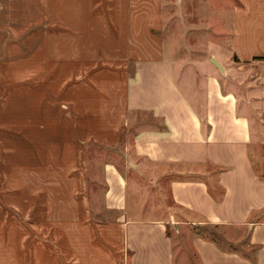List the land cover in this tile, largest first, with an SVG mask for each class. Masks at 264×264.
<instances>
[{"label":"crops","instance_id":"0c3cea01","mask_svg":"<svg viewBox=\"0 0 264 264\" xmlns=\"http://www.w3.org/2000/svg\"><path fill=\"white\" fill-rule=\"evenodd\" d=\"M227 17L225 59H185L155 0H0L3 241L117 231L111 264H177L187 224L195 264H264V0Z\"/></svg>","mask_w":264,"mask_h":264},{"label":"rangeland","instance_id":"374dc122","mask_svg":"<svg viewBox=\"0 0 264 264\" xmlns=\"http://www.w3.org/2000/svg\"><path fill=\"white\" fill-rule=\"evenodd\" d=\"M163 12L165 23L154 29V34L159 41L167 44L171 53L181 58L209 57L219 55L223 60L227 54V27L228 8L231 0H155ZM210 45L216 49L210 50ZM132 180H129L130 185ZM140 188L145 191L146 180L138 179ZM131 189V188H130ZM145 196V193L143 194ZM162 210L156 212H143L145 217L162 216ZM15 217V216H13ZM111 214L102 216V219H111ZM14 219V218H13ZM17 220V218H16ZM15 220V221H16ZM93 216V223L96 222ZM1 223V222H0ZM14 226V225H13ZM191 225L182 224L178 230L169 225L168 231L173 238V251L177 264H195L188 238L190 231L195 230ZM18 226L9 228L11 241H3L8 225H0V264H111L109 259L113 254L115 262L122 257L118 254L121 245V236L115 231L107 239H103L108 246V256L102 251L105 242L98 247L96 241L88 242L86 235L72 236L68 234L69 243H63L59 237L46 235L47 238H38L39 241L30 239L27 242L20 240L17 232ZM196 231V230H195ZM217 239L223 248H235L253 255L251 249L243 247L235 241H227L221 228L211 225L199 229V233ZM229 233V232H228ZM231 234L236 238L245 236L243 230H234ZM7 238V234H6ZM238 238V239H239ZM237 242V241H236ZM35 247V248H34ZM39 248L41 251H39ZM44 252V253H43ZM104 255V256H103ZM119 256V258H118ZM106 257V258H104ZM108 260H105L107 259ZM74 259V260H73ZM103 259V260H102ZM125 264L126 261H124Z\"/></svg>","mask_w":264,"mask_h":264}]
</instances>
